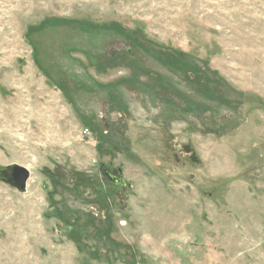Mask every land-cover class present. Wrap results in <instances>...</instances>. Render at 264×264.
Returning a JSON list of instances; mask_svg holds the SVG:
<instances>
[{"label":"rangeland","instance_id":"374dc122","mask_svg":"<svg viewBox=\"0 0 264 264\" xmlns=\"http://www.w3.org/2000/svg\"><path fill=\"white\" fill-rule=\"evenodd\" d=\"M0 264H264V0H0Z\"/></svg>","mask_w":264,"mask_h":264},{"label":"water","instance_id":"95a60500","mask_svg":"<svg viewBox=\"0 0 264 264\" xmlns=\"http://www.w3.org/2000/svg\"><path fill=\"white\" fill-rule=\"evenodd\" d=\"M30 175L31 173L27 168L19 165H12L5 172H3V176L7 178L8 182L18 188V190H20L21 192H24L26 190ZM105 176L113 184H125L124 180L112 176L109 172H106Z\"/></svg>","mask_w":264,"mask_h":264},{"label":"flooded vegetation","instance_id":"af4514ba","mask_svg":"<svg viewBox=\"0 0 264 264\" xmlns=\"http://www.w3.org/2000/svg\"><path fill=\"white\" fill-rule=\"evenodd\" d=\"M106 172H107V171H106ZM106 172H105V173H106ZM109 173H111V172H109ZM111 175L114 176V177H118V176H116V175H114V174H112V173H111ZM106 178H107V177H106ZM118 178H119V177H118ZM107 179H108V178H107ZM119 179L123 180L122 178H119ZM108 180H109V179H108ZM112 184H113V183H112ZM114 185H121V184H114ZM122 186H123V185H122Z\"/></svg>","mask_w":264,"mask_h":264}]
</instances>
